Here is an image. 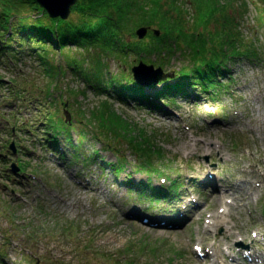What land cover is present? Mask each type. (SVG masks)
Returning <instances> with one entry per match:
<instances>
[{
  "label": "rangeland",
  "instance_id": "374dc122",
  "mask_svg": "<svg viewBox=\"0 0 264 264\" xmlns=\"http://www.w3.org/2000/svg\"><path fill=\"white\" fill-rule=\"evenodd\" d=\"M173 1L162 0L164 8L172 10ZM221 1L228 15L236 13L244 42L264 50L262 0ZM182 10L174 16L199 39L204 28L194 26L196 14L187 5ZM25 52L33 58L16 63L7 57L8 64L0 59V263L201 264L195 252L201 239L203 246L220 243L226 264H249V252L264 253V54L257 63L244 58L230 65V74L210 87L211 93L197 87L191 99L151 98L160 106L150 108L121 101L115 91L102 95L88 82L128 74L140 59L158 65V56L129 53L118 63L100 47L54 49L34 42ZM184 61L163 59L174 73ZM162 89L157 84L148 92L156 97ZM103 100L113 106L106 105L112 112L100 118L102 126L93 114L101 112ZM65 110L72 115L76 153L60 136L58 117L65 119ZM163 113L168 118H161ZM49 130L60 136L58 152L48 146ZM116 156L126 160L121 172L112 166ZM147 158L155 159L161 177H153L156 170L148 175L152 163L141 161ZM18 163L24 175L14 171ZM148 179L156 189L176 184L180 195L142 199L140 187ZM81 183L106 193H87ZM216 185L222 192L240 185L255 191L239 192L238 204L234 196L225 197L229 212L212 199ZM216 213L233 228L234 239L224 226L205 234Z\"/></svg>",
  "mask_w": 264,
  "mask_h": 264
},
{
  "label": "trees",
  "instance_id": "16d2710c",
  "mask_svg": "<svg viewBox=\"0 0 264 264\" xmlns=\"http://www.w3.org/2000/svg\"><path fill=\"white\" fill-rule=\"evenodd\" d=\"M184 1L185 4L178 5L174 0L172 10H169L164 8L162 0H79L72 8L71 18L65 21L60 18L51 19L36 0H0V54H18L25 43L34 42L50 44L55 48L76 45L78 48L93 49L96 46L102 48L107 57L112 55L119 62L129 53L142 55L143 52H148L149 55L158 56L160 63L157 67L161 68L167 66L163 62L164 58L174 59L177 56L185 60L183 67L174 80L164 83L159 94V98L167 103L179 97H191V90L197 87H202L208 93L220 77L230 74V65L244 58L251 63L262 60L263 48H259L255 42H244V35L235 24L236 13L228 15L225 3L221 0ZM262 3L261 22L264 20V0ZM186 5L197 16L194 26L204 28L199 39H196L194 33L188 34L186 21L181 16L173 14L176 10L183 11ZM141 26L157 27L162 34L157 37L150 33L147 41H138L135 29ZM212 26L215 27L214 31L205 34ZM33 51L38 50L33 48ZM147 63L153 64L152 61ZM103 80L110 85L103 87ZM103 80L98 79L95 88L115 91L121 101L125 99L145 105L153 103H150L146 90L132 78L112 76ZM106 105L113 106L104 101L101 103V112L93 114L102 126L104 122L100 118L104 120L105 114L112 112ZM60 124V134L66 137L76 153L79 145L71 140L70 128L63 121ZM58 137L53 134L52 138H48L50 147L55 150ZM125 163L123 157L116 156V162L112 166L121 172ZM140 190L141 198L155 201L166 199L177 187L170 190L156 189L148 182Z\"/></svg>",
  "mask_w": 264,
  "mask_h": 264
},
{
  "label": "bare ground",
  "instance_id": "6f19581e",
  "mask_svg": "<svg viewBox=\"0 0 264 264\" xmlns=\"http://www.w3.org/2000/svg\"><path fill=\"white\" fill-rule=\"evenodd\" d=\"M161 118H168V116L164 115V113H163V114H161ZM161 121H162V119H161ZM79 185L87 193H96V195L97 194L104 195L103 193H106V190H104V188H102V190H100V187L92 188V186H88L87 184L85 186L82 183L79 184ZM218 186L219 185H216L214 187L212 193H211L212 199H214L216 201H219L220 203H223V206L225 205L227 207L231 206V204L228 201H224L225 199H227L225 197L234 196L233 201H235L238 204L239 197L237 196V194L239 192H244L245 194L250 196L255 191L253 186H249L247 188L245 186L244 187L245 189L243 190L241 188V185H240L239 187L229 186L226 189L224 188L225 191L222 192ZM222 186L226 187L225 184H222ZM88 189H92L94 191H89ZM250 190H251V194H249ZM119 191H120V189H118L117 191L115 190V192L117 194H118ZM232 192H234V193H232ZM81 197H83V195ZM228 209H229V212H230V207ZM229 212L227 213V216L230 215ZM211 219H212V221L208 222V225H206V227H205V234L208 233L210 230L215 229V228H217L219 226H224V227H227V235L230 237V239L231 240L234 239L233 238L234 237L233 228L232 227L230 228V227L227 226L226 220L223 219V217L219 213L214 214ZM200 241H201V245H202L203 239H201ZM210 246H212V248ZM203 247H204L202 249L203 252H201V254H200V255H202V258H197V261L199 263H201V264H222V263H225L224 261H222L223 260V256H221V250H220L221 249V244L220 243H215V244H209L208 243L206 246H203ZM228 249H230V245H228ZM199 250L200 249L197 248L196 252H198ZM210 250L214 251V253H211V255H210ZM251 254H253L252 258H253V263L254 264L255 263L256 264H264V261H263L264 254H262L260 252H255V253H251Z\"/></svg>",
  "mask_w": 264,
  "mask_h": 264
},
{
  "label": "water",
  "instance_id": "95a60500",
  "mask_svg": "<svg viewBox=\"0 0 264 264\" xmlns=\"http://www.w3.org/2000/svg\"><path fill=\"white\" fill-rule=\"evenodd\" d=\"M79 0H36V2L43 8L49 15L50 18H61L63 20H68L71 15L72 7ZM148 33V28H140L137 30L136 34L140 39L144 38ZM156 35H159V31H155ZM135 74V79L137 82L143 86H151L159 83L160 81L166 80L170 76L164 74L161 68L155 69L153 66H147L140 64L138 67L133 69ZM68 116V121L71 116L66 112Z\"/></svg>",
  "mask_w": 264,
  "mask_h": 264
}]
</instances>
